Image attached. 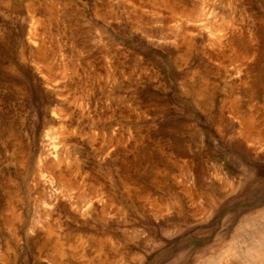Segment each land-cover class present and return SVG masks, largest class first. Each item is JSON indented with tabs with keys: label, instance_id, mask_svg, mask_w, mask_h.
I'll return each instance as SVG.
<instances>
[{
	"label": "rangeland",
	"instance_id": "1",
	"mask_svg": "<svg viewBox=\"0 0 264 264\" xmlns=\"http://www.w3.org/2000/svg\"><path fill=\"white\" fill-rule=\"evenodd\" d=\"M180 1L197 19L160 0H0V264H57L37 246L50 224L105 236L112 264H254L229 255L264 244V146L231 102L264 112V0Z\"/></svg>",
	"mask_w": 264,
	"mask_h": 264
},
{
	"label": "bare ground",
	"instance_id": "2",
	"mask_svg": "<svg viewBox=\"0 0 264 264\" xmlns=\"http://www.w3.org/2000/svg\"><path fill=\"white\" fill-rule=\"evenodd\" d=\"M160 2L163 3L167 8L172 10V12H176L177 14H183L189 20L192 19L195 20L196 16L199 15L196 14L197 8L195 6H192L193 8H187L180 0H160ZM28 9L30 13L33 15L34 6L29 4ZM185 44L189 46L188 41H186ZM219 44L223 45V42L221 39L218 38L217 45ZM232 45L233 44H231V46ZM39 51L41 54H45L44 49L41 50L40 48ZM244 52H247V50H245ZM47 69H50L49 64L47 65ZM193 77L194 76H192V78ZM206 84L207 83H205L204 81L199 82V80L197 79H191V82H189L187 85H184L183 88L187 92H189L193 97L197 99L200 98L202 102L205 101L206 102L204 104L205 107L209 108L210 101H208V99H211L212 92L208 89ZM251 94L252 93H250V95ZM231 107L233 108V114L235 115L236 118L239 119L237 123H238V128L240 130L239 135L241 136L242 141H244L247 144H251L250 146L254 148L264 146V138H263L264 129H260L261 126L259 124L260 119L264 121V112L263 114L247 113L241 110V108L238 106L235 100L231 102ZM57 157L58 156H54L53 161L46 163L47 166L49 167L51 176L59 184L62 185L64 191L71 190L75 185V181L72 178L73 172H71L72 170H68V171L64 169L62 170L60 167L61 160L60 158L58 159ZM172 166H175V164L172 163ZM179 167L181 169L186 170L187 165L186 163H184L183 166H179ZM77 171L78 170H76V172ZM123 172L125 175V171ZM124 175L118 176L119 179H122L120 181L121 184L122 183L124 184L125 181ZM107 193L109 196H111V193L109 191H107ZM198 195H199L198 193H193V192L188 194L189 197L192 196L198 197ZM10 200L11 198L8 196V200L6 201L7 202L6 209L11 211L12 207L10 206L11 205ZM156 206L157 208H159L158 210H162L163 208H166L163 204H157ZM90 207L91 205L87 206V209ZM7 219L8 218H4L0 220L1 224L7 227H11L12 226L11 219L10 221ZM45 230H46V233L44 235L45 239L43 238L44 240H42V242H38L37 246H38V251H40L41 249H43L44 251L51 250L49 256H46L48 261L50 262L57 264H75L74 261L82 260L83 264H112L116 258L122 256V251L119 249V246L112 242H108L105 236L100 237V236H94L92 234L87 235V234L77 233L75 234V236L67 234L66 238H61L59 237V233L61 232V225L59 224L47 225L45 226ZM245 235L248 236L247 234ZM70 236H74V239L70 238ZM249 240L248 242H250ZM254 242H256L254 243V245L251 244V246L249 247L246 246V249L248 248L246 251H249L247 253L251 254L252 256L251 258H249L247 254L241 255V252L236 251V249L233 251L231 250L232 253L229 256L231 257L233 256L232 259L237 262L242 261L243 263L246 262L247 260L250 261L252 260L251 262H253L254 264H264V244L262 243L260 244L255 240ZM244 243H245V239H244ZM245 245H247V242L245 243Z\"/></svg>",
	"mask_w": 264,
	"mask_h": 264
}]
</instances>
